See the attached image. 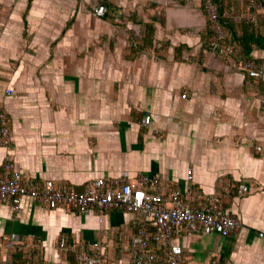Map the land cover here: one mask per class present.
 Instances as JSON below:
<instances>
[{
	"label": "crops",
	"instance_id": "1",
	"mask_svg": "<svg viewBox=\"0 0 264 264\" xmlns=\"http://www.w3.org/2000/svg\"><path fill=\"white\" fill-rule=\"evenodd\" d=\"M112 1L103 15L93 13L103 28L97 39L69 18L51 22L60 36L38 38L39 23L27 25L34 0L16 1L23 13L11 16L14 0H0V105L12 134L9 146H0V170L10 153L35 182L83 191L96 177L158 174L168 193L173 186L186 190L190 168L193 196H219L239 226L229 235H175L182 264H264V75L255 80L238 59L209 47L201 0ZM17 16L31 42L16 35ZM114 18L122 24L113 44ZM263 19L253 34L244 25L225 30L240 42L234 43L244 60L264 65ZM130 32L139 36L134 50ZM32 45L36 57L25 52ZM21 59L25 67L10 68ZM145 114L148 124L141 122ZM242 182L248 190L238 193ZM141 219L120 208L80 213L24 196L19 211L0 204V255L14 232L33 239L34 261L74 264L73 253L56 247L66 235L87 245L100 241L108 264H118L127 261L123 246Z\"/></svg>",
	"mask_w": 264,
	"mask_h": 264
},
{
	"label": "built area",
	"instance_id": "2",
	"mask_svg": "<svg viewBox=\"0 0 264 264\" xmlns=\"http://www.w3.org/2000/svg\"><path fill=\"white\" fill-rule=\"evenodd\" d=\"M202 3L212 32L209 40L211 49L238 59L255 80L262 77L264 65L252 58L244 60L238 46L227 39L216 3L213 0H202ZM261 8L259 1L250 0L247 10L231 12L229 16L235 21H254ZM106 11L107 6L104 4L94 9L97 15H103ZM7 92H12V89H7ZM150 119L151 115L145 114L141 122L148 124ZM11 140L9 118L0 105V146H9ZM187 179L189 185L185 191L173 186L165 193L161 189L162 178L158 174H141L134 181L123 177H96L87 183L83 191H77L71 185H57L51 179L40 183L33 181L21 173L10 153H6L0 170V204L10 203L13 210L19 211L22 198L27 196L30 200H41L52 208L61 206L80 213L105 212L113 208L139 213L142 219L137 230L123 246L127 261L118 264H182L183 248L174 241L175 235L194 231L229 235L239 226L237 217L224 208L219 196H193L190 168L187 170ZM247 190L248 185L244 182L237 186L238 193ZM32 240L11 233L5 243L4 254L0 255V264H41L29 260L32 256L28 251V242ZM56 247L73 253L75 264L109 263L104 247L98 240L87 245L81 240L61 235ZM15 251L22 252L25 262L13 260Z\"/></svg>",
	"mask_w": 264,
	"mask_h": 264
},
{
	"label": "rangeland",
	"instance_id": "3",
	"mask_svg": "<svg viewBox=\"0 0 264 264\" xmlns=\"http://www.w3.org/2000/svg\"><path fill=\"white\" fill-rule=\"evenodd\" d=\"M16 1L18 0H14V2H12L11 10H10L11 14L9 16L13 15L14 14L13 12L15 10L18 11L19 15L23 13L22 6L20 8H17ZM108 3H113V1L112 0H34L33 8H31L32 14L28 15L27 17L29 21V24L27 25H30L31 27L32 26L31 21H35L39 23L37 29L38 38L45 36L48 37L49 35L50 37H57L60 36L59 32L61 30L60 31L53 30L52 24L54 20H57L58 22L62 21L61 23L64 24L63 21L65 22V20L69 18L72 19L74 23L75 21H77L80 24L81 22H84L88 27L91 28L92 37L101 39L102 37H104L103 34H100L103 28L98 29V27H100L97 22L99 19L95 18L93 13H94V9L101 4L107 6V9L109 10ZM16 18L13 19L12 23L17 28L18 24L20 23V17L17 16ZM121 24L122 23H120L119 20H116V18L110 21L109 27L111 28L112 33L109 34V36L113 39L112 40L113 44L115 42V39L121 36L120 33L121 30L119 29ZM146 28L147 26L143 23L142 30H145ZM52 31L55 33L53 34ZM65 31H67L66 28L64 30V33ZM27 32L22 31L21 28L16 29V35L18 36V38L29 39V41L31 42V38H33V36L28 35ZM65 35L66 33L64 34V36ZM127 39L130 40L131 42L130 47H132V49L133 48L135 49V47L138 45L139 36L133 35L130 32V34L127 36ZM36 49L37 47L32 45L30 48L29 47L26 48L25 52H32V56L36 57ZM21 62L23 65L22 67H25V60L21 59V60H16L13 64L11 63L10 68H14L17 65V63L20 64ZM28 63L32 66H35L34 61L31 63L28 61Z\"/></svg>",
	"mask_w": 264,
	"mask_h": 264
},
{
	"label": "trees",
	"instance_id": "4",
	"mask_svg": "<svg viewBox=\"0 0 264 264\" xmlns=\"http://www.w3.org/2000/svg\"><path fill=\"white\" fill-rule=\"evenodd\" d=\"M216 5H217V10H218V13H219V16H220V22L226 27V29L228 31L232 30L235 26H238V25H244L246 26L247 28L250 29V32L253 34L254 31L258 28V26L256 27L255 24H261L262 23V15L264 17V0H255V1H259L261 4H262V12H260V9L258 12H257V16L255 18L254 21H245V20H241V21H233L231 18H230V14L231 12H237L238 10H247L248 9V4L250 2V0H243L245 3L244 5L239 8V5L238 6H235L234 4H228L226 5V3H224L223 0H213ZM232 3V2H231ZM201 7L202 9L204 10V12H206L204 6H203V3H202V0H201ZM251 9H254V8H251ZM209 20V18H208ZM264 20V19H263ZM147 29V28H146ZM207 30H208V45L209 47L211 48L210 46V43H209V40H210V36L212 34L211 32V28H210V24L208 22V27H207ZM231 32V31H230ZM232 35V33H230ZM233 37V35H232ZM228 39V38H227ZM229 41H232V42H235L237 45H240V42L238 40H232L231 38H229ZM32 258L29 259V260H34L33 257L35 256L34 253L31 254ZM13 260L15 261H22V262H25V259L23 258V254L22 252L20 251H15L14 254H13ZM72 264V263H71ZM75 264V263H74Z\"/></svg>",
	"mask_w": 264,
	"mask_h": 264
}]
</instances>
